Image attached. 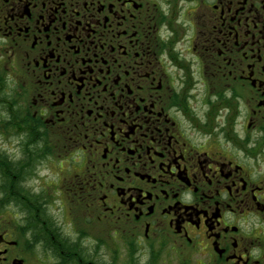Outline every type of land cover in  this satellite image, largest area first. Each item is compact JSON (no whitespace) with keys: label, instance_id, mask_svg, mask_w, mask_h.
Returning a JSON list of instances; mask_svg holds the SVG:
<instances>
[{"label":"flooded vegetation","instance_id":"flooded-vegetation-1","mask_svg":"<svg viewBox=\"0 0 264 264\" xmlns=\"http://www.w3.org/2000/svg\"><path fill=\"white\" fill-rule=\"evenodd\" d=\"M77 237L264 264V0H0V264Z\"/></svg>","mask_w":264,"mask_h":264},{"label":"rangeland","instance_id":"rangeland-1","mask_svg":"<svg viewBox=\"0 0 264 264\" xmlns=\"http://www.w3.org/2000/svg\"><path fill=\"white\" fill-rule=\"evenodd\" d=\"M80 213H82V212H80ZM80 217H81V219H82V221H83V217H82V215L80 214ZM81 221V220H80ZM81 221V222H82ZM86 231L85 232V235H89V234H91L92 232H94L95 231V229L93 228L92 229V227H86V226H84L83 224H81V223H76V233L77 232H83V231ZM86 237H88V236H86ZM88 239H90V237L88 238ZM87 239V240H88ZM88 245V242H82V246L83 247H85L86 248V246ZM87 249H89V248H87ZM110 254V252L108 251V250H101L100 251V253H99V255H104L103 256V259H104V262L106 263V264H110L111 263V261H112V256H110L109 255ZM101 263V262H100ZM158 263V262H157ZM157 263H155V264H157ZM88 264H92V263H88ZM114 264H129L128 263V260L126 261V258H124L123 256H121V255H118V256H116L115 257V260H114ZM159 264V263H158Z\"/></svg>","mask_w":264,"mask_h":264},{"label":"trees","instance_id":"trees-1","mask_svg":"<svg viewBox=\"0 0 264 264\" xmlns=\"http://www.w3.org/2000/svg\"><path fill=\"white\" fill-rule=\"evenodd\" d=\"M88 260L89 254L85 252L81 241H76V264H88Z\"/></svg>","mask_w":264,"mask_h":264}]
</instances>
